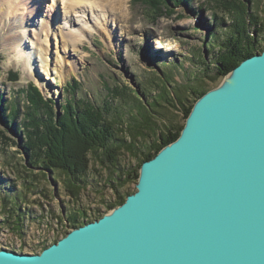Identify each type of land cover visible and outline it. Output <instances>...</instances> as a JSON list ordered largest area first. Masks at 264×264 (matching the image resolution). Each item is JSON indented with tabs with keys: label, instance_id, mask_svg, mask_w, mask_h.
<instances>
[{
	"label": "water",
	"instance_id": "95a60500",
	"mask_svg": "<svg viewBox=\"0 0 264 264\" xmlns=\"http://www.w3.org/2000/svg\"><path fill=\"white\" fill-rule=\"evenodd\" d=\"M229 75L124 204L0 264H264V51Z\"/></svg>",
	"mask_w": 264,
	"mask_h": 264
},
{
	"label": "rangeland",
	"instance_id": "374dc122",
	"mask_svg": "<svg viewBox=\"0 0 264 264\" xmlns=\"http://www.w3.org/2000/svg\"><path fill=\"white\" fill-rule=\"evenodd\" d=\"M124 1L127 6V15L122 17V10L112 13L109 8V14L114 20L116 19L115 21H110L106 29L89 30L87 38L82 43H76L75 48L70 46L67 54L61 52L64 62L62 76L54 69L51 60L54 58L52 50L48 57L50 64L48 70L42 69L39 61L34 63V69L26 65V58L36 57V52H38L36 45L27 35L22 42L26 55L21 57L23 49H15L8 42V27L15 21L10 20L0 26V33L3 31V26L6 27L5 34L3 31V35L0 36V96L4 97L7 107L19 101L21 112L16 121L19 133L13 130L12 126L7 128L0 121V131L9 138L5 141L0 135V192L24 191L27 197L23 208L29 215L24 222L23 234H14L8 228L0 229V249L24 254L41 252L44 244H52L55 239L60 240L66 236V232L72 230L65 219L69 210L82 205L89 216L93 217L98 211L108 214L114 209H107L102 200L111 202L117 195L110 188L101 189L102 194H100L89 185L81 198L73 201L65 194L61 179L58 183H54L52 175H48V178L44 177L45 172L28 165L25 148L28 138L25 127L29 124L25 121L26 115L24 114L26 113L24 112L31 111V108L29 110L26 108L27 98L22 90L26 89L29 83H34L44 97L54 103V112L58 116L64 113L63 108L68 103L73 104L79 101L78 104L83 105L81 100H85L96 106L109 108L110 115L115 119L120 118L125 129L128 126L129 129H134L133 124L135 118L137 119L136 110L138 109L133 98H121L120 93L126 87L135 93L142 94L144 90L154 88V82L165 84V81H162L164 77L174 86L182 87L177 90L171 86L170 89L175 91L179 97L183 96L188 99V102L184 100L187 105L195 99L191 90L198 92V90L214 87L208 81L200 80L202 79L201 72H199L201 68L198 67L196 58H202L197 56L198 54H206L205 43L210 40L212 32H219L222 37L228 29L231 17L227 16L226 12H231L235 19H239L240 11L237 8L240 3L226 0L224 3L228 9H225L218 0H182L175 8L174 14L160 17L154 12L157 0ZM45 2L43 10L48 9L46 4L55 3L53 0ZM245 4L247 5L246 10L241 16L243 22H252L255 17L264 23V0H253L251 4ZM42 20L44 17L41 15L34 17L32 27L38 28ZM91 24L94 25V22L91 21ZM53 27L56 28L55 22H53ZM29 30L34 31L32 28ZM51 30L50 43L53 40L60 44V37L53 36V29ZM173 48L176 50L172 51ZM36 67L39 68V73L37 71L34 74ZM226 77L220 79L215 88L221 86ZM74 81L78 82V85H74L75 93L73 89L68 90L67 87L69 83L73 85ZM188 88L191 90L189 91ZM140 94L137 96L140 100H144L143 95ZM147 100L149 98H146ZM160 110L164 116L159 119L168 120L169 126L184 124V117L180 110L172 108ZM164 126L166 124L163 122L158 124L159 129L164 130ZM140 131L133 130L132 135L126 134L127 136L123 137L143 145L147 135L141 138ZM148 134L155 136L153 131H149ZM119 158L122 166L136 168L139 165V160L124 154ZM93 163L90 169V183L94 184V179L99 183L101 179L107 180L111 173L99 168L95 162ZM33 175H37L38 179L37 185L29 187L33 189L31 191L24 182L25 180L33 181L34 179L31 178ZM135 189H137V184L130 183L120 188L119 191L126 194ZM3 219L4 217L0 215V221Z\"/></svg>",
	"mask_w": 264,
	"mask_h": 264
},
{
	"label": "trees",
	"instance_id": "16d2710c",
	"mask_svg": "<svg viewBox=\"0 0 264 264\" xmlns=\"http://www.w3.org/2000/svg\"><path fill=\"white\" fill-rule=\"evenodd\" d=\"M232 1L240 3L237 8L240 11L239 19H235L231 12H226L227 16L231 17L228 29L225 30L222 37L219 32H212L210 40L205 43L206 54H198L197 56L202 58H196L198 67L201 68L199 72H201L202 79L200 80L208 81L214 87L198 90V92L188 88L195 97L194 101L188 105L186 103L189 101L188 99L183 96L179 97L175 91L170 89L171 86L177 90L182 87L174 86L164 77H162L164 80L161 79L165 81L166 85L154 82V88L146 89L142 94L136 92L137 95H143L144 100H140L132 89L126 87L120 93L121 98H133L138 107V109L136 108L137 119L135 118L133 124L134 129H129L128 126L126 130L120 118L115 119L110 115L109 108L96 106L85 100H81L83 105H79V101H75L73 104L68 103L63 108L64 113L58 116L54 112V103L44 97L39 87L34 83H29L27 88L22 90L27 98L26 108L28 110L31 108V111L24 112L26 113L24 114L26 115L25 121L29 124L25 127L28 138L25 144L28 165L41 169L45 172L44 177L48 178V175H52L54 183H58L61 179L65 194L73 201L80 199L90 185L100 194H102L100 190L104 188H110L117 194L111 202L102 200L107 209L112 210L124 204L127 197L137 189L122 194L119 191L120 188L130 183L137 184L143 163L155 158L163 148L180 137L195 103L214 89L217 82L229 75L241 62L264 51V23L255 17L252 22H243L241 17L246 10L245 3L251 4L253 0ZM180 2L182 0H157L154 12L160 17L174 14L175 8L179 6ZM218 2L222 4L223 8L228 9L224 3L226 0H218ZM193 57L195 56L193 55ZM13 75L16 76L15 73ZM73 83V85L72 83L67 84V87L68 90L73 89L75 93L74 85H78V82L74 81ZM146 98L149 100L146 101ZM5 105L4 97L0 96V121L7 128L12 126L13 130H17L19 133L16 121L21 115L20 103L19 101L14 102L9 107ZM165 108L180 110L184 117V124L169 126L168 120L165 118L160 120L159 118L164 116L160 109ZM8 111L10 112L8 113ZM161 122L166 124L164 130L158 127ZM136 129L141 130V138L147 135V138H144L145 144L140 145L135 140L125 138L126 134L132 135L133 130ZM149 131H153L155 136L149 135ZM0 135L5 141L9 140L1 131ZM122 154L139 160V165L136 168L122 166L119 158ZM93 162L99 168L111 173L107 180L104 181L100 178L99 183L94 179V184L90 183V169ZM31 178L34 180L30 182L25 180L24 182L28 188L31 185H37L38 176L33 175ZM29 189L33 191L32 188ZM26 197L27 194L24 191L11 193L10 190H6L0 192V215L4 217L0 221V229L8 228L9 231L17 235L24 233V222L29 217L23 208ZM105 214L98 211L93 217L89 216L85 207L79 205L78 208L74 207L69 210L65 219L68 221L69 227L73 229L93 222ZM60 219L63 223L62 218ZM68 233L66 232L65 235ZM58 240L59 238L55 239L52 244L57 243ZM50 245L44 244L41 251Z\"/></svg>",
	"mask_w": 264,
	"mask_h": 264
},
{
	"label": "bare ground",
	"instance_id": "6f19581e",
	"mask_svg": "<svg viewBox=\"0 0 264 264\" xmlns=\"http://www.w3.org/2000/svg\"><path fill=\"white\" fill-rule=\"evenodd\" d=\"M45 1L0 0V26L5 25L10 20L15 21L8 27V42L15 49H23V53L20 54L21 57L26 55V49L22 45L23 39L27 35L30 36L38 51L36 52L37 58L28 57L25 59L26 65H30L29 67L32 69L35 68L34 63L39 61L41 68L45 71L48 70L50 66L48 57L52 50L54 58L51 60L54 69L60 76L64 73L61 52L67 54V49L70 46L75 48L76 43H82L87 38L89 30L106 29L105 27L110 21H115L116 19L114 20L109 14V8H111L112 13L116 10H122V17L127 15V6L124 0H53L55 3L53 5L46 4L48 9L43 10ZM38 15L44 17V20L38 24V28L32 27V20ZM91 21L94 22V25L91 24ZM53 22L56 23V28L53 27ZM5 28L3 26L2 30L4 31ZM30 28L34 31L31 32ZM51 29H53V36L60 37V44L56 41L53 42V40L50 43ZM2 32L0 36L3 35ZM37 71L39 73V68L36 67L34 74ZM226 78H231V75Z\"/></svg>",
	"mask_w": 264,
	"mask_h": 264
}]
</instances>
